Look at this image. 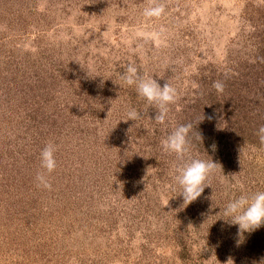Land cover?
<instances>
[{
    "label": "rangeland",
    "instance_id": "rangeland-1",
    "mask_svg": "<svg viewBox=\"0 0 264 264\" xmlns=\"http://www.w3.org/2000/svg\"><path fill=\"white\" fill-rule=\"evenodd\" d=\"M129 63L177 90L165 124L123 85ZM261 86L264 0H0V264H261L264 227L237 245L220 220L264 191ZM189 123L220 166L187 206L161 141ZM48 143L51 190L36 180Z\"/></svg>",
    "mask_w": 264,
    "mask_h": 264
},
{
    "label": "clouds",
    "instance_id": "clouds-1",
    "mask_svg": "<svg viewBox=\"0 0 264 264\" xmlns=\"http://www.w3.org/2000/svg\"><path fill=\"white\" fill-rule=\"evenodd\" d=\"M165 14L163 4H155L144 8L142 16L146 20L158 19ZM123 85L134 87L138 97L144 99L149 106L155 108L156 115L152 119L155 123L163 125L168 119L169 106L174 105L178 99L177 90L166 82L161 86L151 76L141 75L138 68L129 63L126 70L121 74ZM216 92L223 93L224 84L220 81L213 83ZM127 121L137 122L142 118V113L135 108H129L126 113ZM192 124H182L175 127L165 139L161 141L162 151L175 157L178 162L175 166L174 183L171 188L173 192L178 191L176 197H181L182 205H189L201 197L204 189L210 187L208 181L220 166L213 160L199 158L193 152V144L190 137ZM257 136L261 145H264V126L259 127ZM202 140V137L199 135ZM215 151V145H212ZM56 145L48 143L40 152V167L43 173H38L36 180L38 186L51 190V184L46 174L52 173L57 166L55 158ZM169 204V202H168ZM220 219L226 221L230 226H237V245L243 242L244 233H252L264 227V191L251 194H242L231 199L222 210ZM264 264V260L261 261Z\"/></svg>",
    "mask_w": 264,
    "mask_h": 264
},
{
    "label": "trees",
    "instance_id": "trees-1",
    "mask_svg": "<svg viewBox=\"0 0 264 264\" xmlns=\"http://www.w3.org/2000/svg\"><path fill=\"white\" fill-rule=\"evenodd\" d=\"M261 88H262V89H260V90H262V92H264V87L261 86ZM259 120H261V119H259ZM260 122H261V121H260ZM250 125H251V124H250ZM261 126H264V122H263V123L261 122Z\"/></svg>",
    "mask_w": 264,
    "mask_h": 264
}]
</instances>
